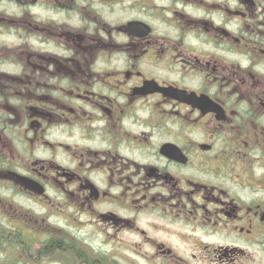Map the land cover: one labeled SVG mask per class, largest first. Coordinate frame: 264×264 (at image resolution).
Returning <instances> with one entry per match:
<instances>
[{
    "label": "flooded vegetation",
    "instance_id": "flooded-vegetation-1",
    "mask_svg": "<svg viewBox=\"0 0 264 264\" xmlns=\"http://www.w3.org/2000/svg\"><path fill=\"white\" fill-rule=\"evenodd\" d=\"M0 264H264V0H0Z\"/></svg>",
    "mask_w": 264,
    "mask_h": 264
}]
</instances>
